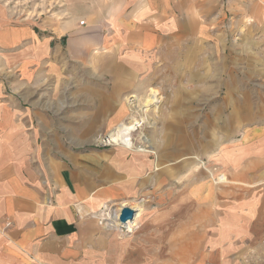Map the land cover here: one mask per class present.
<instances>
[{"label": "crops", "instance_id": "0c3cea01", "mask_svg": "<svg viewBox=\"0 0 264 264\" xmlns=\"http://www.w3.org/2000/svg\"><path fill=\"white\" fill-rule=\"evenodd\" d=\"M41 1L38 38L30 22L17 24L11 5L0 0V50L15 49L23 40L62 44L64 60L84 66L100 83L87 89L84 102L95 110L85 136L63 132L64 124L72 130L79 125L60 116L65 105L73 107V96L69 103L48 100L44 107L52 112L35 113L34 105L14 94H0V264H262L264 0ZM236 69L241 81L258 77L256 102L242 83L247 86L241 90V112L218 117L216 133L204 132L213 144L234 138L238 122L255 124L241 134L238 159L234 148L223 149L233 155L223 164L232 188L225 187L223 197L214 193L194 202L186 194L171 198L174 203L162 211H142L130 235L119 237L100 226L96 211L104 200L139 202L125 197L146 185L152 172L142 177L150 166L129 150H146L122 144L80 149L63 141L94 138L97 116L99 128L113 125L126 114L130 95L141 99L151 88L157 91L151 87L156 77L192 81L200 75L204 82L212 74L227 85ZM202 86L196 92L208 96ZM192 92L179 86L174 100L178 94L192 100ZM217 94L212 97L221 100ZM164 124L165 153L212 145L197 140L181 119ZM162 170L154 164L156 190ZM160 198L154 196L156 203Z\"/></svg>", "mask_w": 264, "mask_h": 264}, {"label": "rangeland", "instance_id": "374dc122", "mask_svg": "<svg viewBox=\"0 0 264 264\" xmlns=\"http://www.w3.org/2000/svg\"><path fill=\"white\" fill-rule=\"evenodd\" d=\"M2 2H5L7 6L11 5V9H13L11 11L17 19V24L30 22L33 31L40 38V32H42L39 24L41 0H13L12 4L8 0H2ZM41 41L26 44L27 41L23 40V42H18L15 49L0 50L1 98L10 92L15 95L18 101L24 102L25 105H34L35 107L32 109L35 113H40L41 111L47 112L50 110L52 112V108L47 109L44 107V102L58 99L66 103L73 96V99H71L74 101L73 107L65 105L61 110L62 115L60 114V116L66 122H79V125L72 130L71 124H64V135L67 137L73 134L80 136L89 135L87 133L88 130H84L87 128L90 111L94 112L95 109L88 107L84 101L87 98L89 84L100 83V77L98 76L96 81L94 77H90L87 74L89 70L84 66L64 60L62 44H60V47L57 44L48 47ZM56 73L58 74L56 75ZM232 76V82L227 83L231 90H228L227 85L222 82L218 84L217 77L212 74L208 77L204 76V82L201 81L202 76L200 75L193 76L192 81H188V79L186 81L184 76L165 75L156 77L151 87L156 88L158 91L159 98L157 101L145 105L149 91L141 99L130 95L127 100L129 103L125 108L127 110L126 114L114 122L113 125L99 128L101 121H99L100 118L97 116L96 124L93 126L97 130L94 138L89 140L65 139L63 141L66 145L80 149L91 145L95 147H120L121 145L96 141L95 138L100 137V140L108 138V131L118 123H131L134 122L135 118H144L142 125L131 131V136L135 146H139L146 151L139 152L132 148L129 150V154L134 155L137 153L136 156L150 166L148 171L141 174L142 177L147 176L149 171L152 173H150L146 185L134 189L133 193L125 197L127 200L139 201L138 203L135 202V207H132L135 210L132 223L134 229L137 228L138 224H135V219H137L140 212L153 211L154 209L162 211L163 208L170 207L171 203L168 202L174 203V200L171 199L173 197L183 198L187 194L186 196L193 197L194 202H201L203 197H211L214 193L223 197L224 188L232 185V182L228 181L232 179L231 173L224 171L223 164L224 160L227 162V159H232L233 155H229L223 149L231 150L234 148L232 151L236 154L235 158L238 159L239 154L242 152L241 134L244 131H251L250 129L252 128L250 127H254L255 124L246 123L241 125L238 122L234 138L223 139L222 141L217 140L213 144L210 141L211 135L209 134L216 133L218 117L227 119L228 114L236 116L241 112L240 102L243 87L247 85L251 87L249 97L251 102H256L257 92L254 94L253 92L258 88V83L254 81L258 77L251 76V80L245 79L241 81L239 80L240 72L237 69ZM226 78L228 79V76ZM242 83H247V85ZM179 86L193 90L192 100H185L184 95L179 97V94L174 100V89L179 88ZM201 86L204 89L203 91H208V96L200 95L199 91L196 92ZM216 90H218L217 96H221V98L223 96L225 102L223 98L218 100L212 97V95L216 96ZM176 100H179L180 105L176 104ZM232 111L233 113H231ZM175 118L183 120L184 127L189 132H192L197 140L209 141L208 143L212 144L211 147L204 149L198 147L197 150L194 149L191 152L165 153L162 150L164 139L160 138V136L162 135L161 133L168 132L164 123L172 122ZM78 130L81 132L79 133ZM206 130L209 134L204 133ZM152 137L155 138L153 139ZM157 162L164 170H162L160 176L162 181L156 190V188H153L152 182L154 180L153 168ZM219 177H222V180L218 181ZM154 196L161 197L160 200L162 202L156 203ZM112 202V200H104L97 209L98 224L106 229L115 231L119 237L130 235L134 232V229L130 228L131 231L126 232L118 219H116L115 223H112L114 226L109 225L111 224L110 217L119 208L117 204ZM195 211L196 204H194Z\"/></svg>", "mask_w": 264, "mask_h": 264}, {"label": "bare ground", "instance_id": "6f19581e", "mask_svg": "<svg viewBox=\"0 0 264 264\" xmlns=\"http://www.w3.org/2000/svg\"><path fill=\"white\" fill-rule=\"evenodd\" d=\"M158 91H156L155 89L151 88L150 89V92H149V95L147 97V99L145 100V105L147 104H150L152 102H155L158 100ZM140 116V115H139ZM134 117V116H133ZM131 118V117H130ZM133 119V118H132ZM136 119V118H135ZM135 119L133 120L134 122H123L121 124H119L111 133L107 134L109 137H108V143H111L113 145H118V144H122V145H125L128 147H133L135 146V144L133 143V138L131 136V131L138 128L139 125L141 126L142 122L144 121V118L141 117L139 119ZM130 120V119H129ZM96 141H101L100 138L97 139ZM102 142V141H101ZM106 142V141H105ZM137 148L139 149H142L140 148L139 146H136ZM221 179V177L218 178V181ZM222 180V179H221ZM138 203V202H137ZM136 204H128L126 201H121V202H117V206L119 207L115 213H113V215L110 217L111 219V224H109L110 226H114V224L112 223H115L116 219H118V216L121 211V209L123 207H129V208H132V207H135ZM138 205V204H137ZM132 222H130L129 224L131 225ZM128 224V226L130 227V225ZM110 228V227H109Z\"/></svg>", "mask_w": 264, "mask_h": 264}, {"label": "water", "instance_id": "95a60500", "mask_svg": "<svg viewBox=\"0 0 264 264\" xmlns=\"http://www.w3.org/2000/svg\"><path fill=\"white\" fill-rule=\"evenodd\" d=\"M135 210L129 207H123L119 213L118 221L123 225H128L134 220Z\"/></svg>", "mask_w": 264, "mask_h": 264}, {"label": "built area", "instance_id": "2783aa9c", "mask_svg": "<svg viewBox=\"0 0 264 264\" xmlns=\"http://www.w3.org/2000/svg\"><path fill=\"white\" fill-rule=\"evenodd\" d=\"M101 141L103 142V143H105V144H108V138H105V139H101ZM106 141V142H105ZM110 144V143H109ZM121 224V223H120ZM123 225V224H122ZM124 226V228H125V231L126 232H130L131 231V229H134V227H133V225H131L130 227L128 226V225H123ZM131 228V229H130ZM128 230V231H127ZM262 243H263V247H264V239H263V241H262ZM262 264H264V258H263V262H262Z\"/></svg>", "mask_w": 264, "mask_h": 264}]
</instances>
